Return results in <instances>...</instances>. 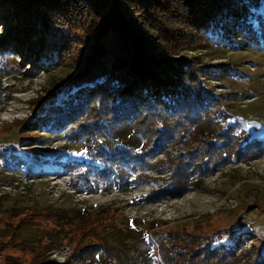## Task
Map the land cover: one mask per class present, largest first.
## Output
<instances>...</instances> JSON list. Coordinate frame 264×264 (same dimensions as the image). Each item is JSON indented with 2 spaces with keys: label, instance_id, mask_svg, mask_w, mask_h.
<instances>
[{
  "label": "trees",
  "instance_id": "1",
  "mask_svg": "<svg viewBox=\"0 0 264 264\" xmlns=\"http://www.w3.org/2000/svg\"><path fill=\"white\" fill-rule=\"evenodd\" d=\"M2 10L5 13L0 14V21L7 43L22 56L28 49L24 59L34 55L31 63L35 68L52 72L68 63L77 71L53 83L47 96H37L34 116L24 121L31 130H53L54 123L70 120V124H81L85 114L96 110L97 120L84 131L88 134L89 128L98 125L93 135L97 140H110L108 153L116 165L111 172H102L121 182L134 173L143 180L147 177L143 172L153 171L155 175L148 180L156 186L155 197L148 202L197 190L200 182L234 155L226 150L234 137L228 129L214 124L219 120L224 124L226 111L219 108L221 98L214 95L211 80L225 69L206 64L200 50L210 46L264 49V0H0ZM177 23L187 31L180 33ZM181 42H188V46L178 51L174 46ZM70 48L77 52L68 60ZM187 51L194 52L192 57ZM232 133L238 136L236 128ZM8 136L12 144L18 139L19 146L25 140L17 132ZM243 139L231 147H240L237 155L243 149H264V139L259 136ZM88 140H84L86 145ZM181 140L190 148L187 157L180 154V164H170L173 155L165 161H153ZM15 147L16 151L20 148ZM66 151L54 157L56 161L62 157V170L82 164V160L66 161ZM122 164L129 165L128 174L120 168ZM99 212L102 208L91 213L86 209L66 211L83 225L98 218L94 214ZM130 221L125 217L110 224L98 244L80 248L85 255L77 257L75 264H161L153 252V242L143 236L147 223ZM237 223L234 238L215 242L211 236L203 252L201 246L190 245L187 257L178 253L175 258L171 255L177 251H170L168 264H239L237 249L247 247L244 241L254 244V240H244L245 231L238 232L241 227ZM63 236L57 231L52 237L61 240ZM181 241L187 243L186 239ZM172 242L162 241L161 245L167 247ZM256 257L250 264H264L262 247ZM37 264L56 263L43 259Z\"/></svg>",
  "mask_w": 264,
  "mask_h": 264
},
{
  "label": "rangeland",
  "instance_id": "2",
  "mask_svg": "<svg viewBox=\"0 0 264 264\" xmlns=\"http://www.w3.org/2000/svg\"><path fill=\"white\" fill-rule=\"evenodd\" d=\"M4 13L0 11L1 15ZM2 24L0 21V232H3L0 264H37L43 259L56 264H75L77 257L85 255L80 248L98 244L102 232L125 217L131 224L136 219L147 223L143 236L153 242V252L161 264H168L170 251H177L171 255L175 258L180 256L178 253L187 257L190 245L201 246L203 252L211 236L215 242L234 238L237 222L241 227L238 232L245 231L243 239L254 240V244L251 240L244 241L247 247L237 249V263L250 264L257 258L260 247L264 251V149H243L237 155L240 147L231 148L247 136L264 139V49L210 46L200 50L206 64L225 69L211 80L214 95L221 98L219 108L226 111L224 124L219 123L221 120L214 124L228 129V134L234 137L226 149L234 155L200 182L197 190L177 198L148 202L155 197L156 186L148 180V176L155 175L153 171L143 172L147 175L143 180L137 179L139 173L124 177L121 182L115 175L107 176L116 168L113 155L108 153L110 140H97L93 132L98 125L89 128L88 134L84 131L86 125L97 120L96 110L89 116L84 111L85 121L81 124H70L72 120L54 123L53 130L45 127L31 130L24 123L34 116L37 96H47L46 91L53 83L77 71L68 63L52 72L35 68L31 63L34 55L24 59L28 49L22 56L19 49L7 43ZM176 26L182 28L180 33L187 31L179 23ZM187 46L188 42H181L174 48L181 51V47ZM76 52L77 49L74 53L70 48L66 53L68 60ZM186 54L192 57L194 52ZM18 123L22 129L13 128L19 127ZM234 128L238 136L233 135ZM14 132L25 139L19 142L23 147L18 145V139L14 145L7 139ZM187 145L184 140L178 141L153 161H165L168 155H173L170 164H180L183 161L180 154L187 157L189 152ZM67 146L72 148L66 151ZM63 151L68 152L66 161L82 160V164L62 170L59 166L62 157V161L54 157ZM252 153V157H244ZM120 168L127 174L130 172L129 165L122 164ZM101 208L102 212L94 214L98 218L92 216L84 225L66 213L72 209L91 213ZM152 224L155 228L150 227ZM57 231L64 235L61 240L52 237ZM162 241L173 242L162 247Z\"/></svg>",
  "mask_w": 264,
  "mask_h": 264
}]
</instances>
